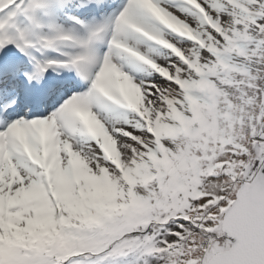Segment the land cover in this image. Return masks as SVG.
<instances>
[{"label":"snow or ice","instance_id":"6c2138e0","mask_svg":"<svg viewBox=\"0 0 264 264\" xmlns=\"http://www.w3.org/2000/svg\"><path fill=\"white\" fill-rule=\"evenodd\" d=\"M0 264H264V0H0Z\"/></svg>","mask_w":264,"mask_h":264}]
</instances>
